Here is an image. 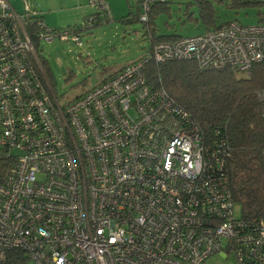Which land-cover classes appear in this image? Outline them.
I'll return each mask as SVG.
<instances>
[{
	"label": "built area",
	"instance_id": "built-area-1",
	"mask_svg": "<svg viewBox=\"0 0 264 264\" xmlns=\"http://www.w3.org/2000/svg\"><path fill=\"white\" fill-rule=\"evenodd\" d=\"M169 1L139 0L140 20ZM87 3L97 12L80 30L109 15L105 0ZM34 37L82 45L26 1L17 12L0 0V264H264V219L235 214L226 141L203 135L145 72L149 62L191 60L248 76L264 64V22L156 42L65 102ZM257 98L264 117V87Z\"/></svg>",
	"mask_w": 264,
	"mask_h": 264
},
{
	"label": "rangeland",
	"instance_id": "rangeland-1",
	"mask_svg": "<svg viewBox=\"0 0 264 264\" xmlns=\"http://www.w3.org/2000/svg\"><path fill=\"white\" fill-rule=\"evenodd\" d=\"M8 1L17 12L22 11V3L26 1L43 12V20L48 27H70L79 35L81 46L59 38L49 43L33 38L52 90L62 102L83 94L122 66L146 57L156 35L191 36L204 32L209 26L203 19L204 14H212L216 25L264 22V2L170 0L168 12L163 10L145 23L140 20L142 9L139 0H105L109 5L106 21L80 30L83 19L97 12L87 4V0ZM102 18L99 14L98 19ZM239 213L237 205L235 214ZM216 260L218 258H211L210 262Z\"/></svg>",
	"mask_w": 264,
	"mask_h": 264
},
{
	"label": "trees",
	"instance_id": "trees-1",
	"mask_svg": "<svg viewBox=\"0 0 264 264\" xmlns=\"http://www.w3.org/2000/svg\"><path fill=\"white\" fill-rule=\"evenodd\" d=\"M168 9V2L155 3L148 22ZM203 19L209 24L207 30L224 25H216L210 13L204 14ZM177 37L156 35L152 44ZM145 72L147 81L161 84L203 135L224 138L228 147L224 172L239 215L244 220L264 219V117L257 98V92L264 87V64H253L248 76L226 67L200 70L191 60L149 62Z\"/></svg>",
	"mask_w": 264,
	"mask_h": 264
},
{
	"label": "crops",
	"instance_id": "crops-1",
	"mask_svg": "<svg viewBox=\"0 0 264 264\" xmlns=\"http://www.w3.org/2000/svg\"><path fill=\"white\" fill-rule=\"evenodd\" d=\"M78 1H80V0H78ZM24 2V1H23ZM23 4V3H22ZM88 4V3H87ZM109 6V5H108ZM35 8V7H34ZM23 10V9H22ZM22 12V11H21ZM39 12L41 13V16H42V19H44V14H43V12L39 9ZM184 13H185V9H184ZM50 14V12L49 13H47V15H49ZM185 15V14H184ZM97 25V24H96ZM152 46V45H151ZM151 48V47H150ZM117 71V70H116ZM114 73V72H113Z\"/></svg>",
	"mask_w": 264,
	"mask_h": 264
}]
</instances>
